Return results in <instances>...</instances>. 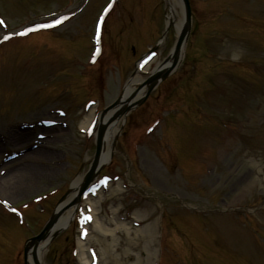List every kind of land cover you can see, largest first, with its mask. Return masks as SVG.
Returning a JSON list of instances; mask_svg holds the SVG:
<instances>
[{
	"label": "rangeland",
	"instance_id": "1",
	"mask_svg": "<svg viewBox=\"0 0 264 264\" xmlns=\"http://www.w3.org/2000/svg\"><path fill=\"white\" fill-rule=\"evenodd\" d=\"M80 2L0 0V36L49 20L38 37L0 46V264H11L12 252L88 169L95 146L85 121L93 107L85 108V100L98 98L93 124L150 45L159 43L147 73L177 38L172 25L161 39L166 0H114L99 17L109 0H85L67 17L39 19ZM191 6L180 64L117 121L110 153L118 162L105 172L110 181L79 204L78 218L90 215L82 220L89 260L95 254L101 264H264V0H191ZM218 58L242 59L248 69ZM162 108L168 109L160 115ZM199 111L214 120L196 121ZM154 116L161 120L154 123ZM220 117L234 124L223 128ZM43 195L44 204L36 205ZM100 220L112 234L95 228ZM78 233L76 218L68 220L43 251L45 264H84L78 247L69 257Z\"/></svg>",
	"mask_w": 264,
	"mask_h": 264
},
{
	"label": "bare ground",
	"instance_id": "2",
	"mask_svg": "<svg viewBox=\"0 0 264 264\" xmlns=\"http://www.w3.org/2000/svg\"><path fill=\"white\" fill-rule=\"evenodd\" d=\"M168 3H169V13H168L167 22L168 23H171V24H174L177 32H179L180 31V28H181V26L183 24V20L177 14L176 6H177L178 3L176 2V0H168ZM139 81H140V74L137 73L135 76H133V78H131V81L128 83V90H127V92L129 93L130 90ZM90 117H91V112H90V115H87L85 117V121L86 120L88 121L90 119ZM115 131H116V125L113 127V129L108 134L107 144H109V141L111 140V137L113 136V134L115 133ZM107 146H108L107 147V149H108L110 145H107ZM105 156L106 155H103L101 162H104V160L106 158ZM22 171L25 172L24 169ZM22 171H18V172L19 173H22ZM79 181H80V178L76 179L73 184L74 185H78ZM73 193H74V191H72L71 194L73 195ZM72 195H70V194L67 195L64 198V200L62 201V203L58 206V209L60 211H64L62 213V215L60 216L59 220H58V223L61 222L60 224L66 222L70 218V214H71L72 209H73L72 207H69L70 200L72 199ZM56 226H57V224H56ZM121 226H122V224L119 223V222H117V225H116L115 229L121 228ZM95 228L99 229L100 233L103 234L104 236H106L107 233H111L112 234V229H108L107 227H105L102 224L101 220L98 221L95 224ZM87 237H88L87 239L89 240L90 234ZM42 247H43V243H40L37 246L38 249L36 251V257H35V262L37 261V264H45L44 259L42 257V254H43ZM79 250H80V258H81V260H84L85 262L88 261L89 256L87 255V252L85 250V242L83 243V242L79 241ZM27 258H28V262H30L31 264H34L33 255L30 254ZM101 263H102V261H101V259H99V262L97 264H101Z\"/></svg>",
	"mask_w": 264,
	"mask_h": 264
},
{
	"label": "water",
	"instance_id": "3",
	"mask_svg": "<svg viewBox=\"0 0 264 264\" xmlns=\"http://www.w3.org/2000/svg\"><path fill=\"white\" fill-rule=\"evenodd\" d=\"M182 5L184 6V11H185V27L182 30V33L179 36V39L176 43V49L175 52L173 54V59H172V64L170 66L169 69H164L163 71L159 72L158 74H155L154 76H152L149 80L151 86L154 85L156 83V80L158 77L160 78H164L172 69V67L176 64L177 60H178V53L183 45V42L185 41L187 35H188V30L190 27V19H191V11H190V6H189V2L188 0H180ZM142 101V100H141ZM140 103V101L138 102ZM105 130V126H100L99 128V132H98V137H97V153H96V159L98 158L99 154H100V150L102 148V136ZM96 167V160L93 164V167L91 168L90 172L87 174L83 184L80 186L79 188V193L76 196L74 202H77L79 200L80 194L83 192V190L89 185V183L92 180L93 174H94V170ZM57 219V215H54L51 220L48 222L47 226L45 227V229L42 231V233L38 236L37 240L43 239L44 237H46L47 233L49 232L50 228L52 227V225L54 224V222ZM55 235V234H53Z\"/></svg>",
	"mask_w": 264,
	"mask_h": 264
},
{
	"label": "snow or ice",
	"instance_id": "4",
	"mask_svg": "<svg viewBox=\"0 0 264 264\" xmlns=\"http://www.w3.org/2000/svg\"><path fill=\"white\" fill-rule=\"evenodd\" d=\"M0 23H3V21H0ZM57 23H58V21H57ZM38 27H40V25H38ZM27 31V30H26ZM7 37H5V39H6Z\"/></svg>",
	"mask_w": 264,
	"mask_h": 264
}]
</instances>
